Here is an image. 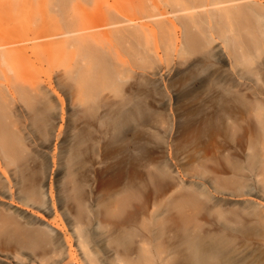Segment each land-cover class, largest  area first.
Wrapping results in <instances>:
<instances>
[{"label": "rangeland", "instance_id": "rangeland-1", "mask_svg": "<svg viewBox=\"0 0 264 264\" xmlns=\"http://www.w3.org/2000/svg\"><path fill=\"white\" fill-rule=\"evenodd\" d=\"M90 1L75 9L77 16H90L100 9L127 16L142 1L159 4L163 13L168 11L162 0ZM215 8L239 14L235 23L238 27H250L258 33L264 30V0H240ZM155 21L176 23L172 15H166L138 19L135 24L156 31ZM16 25L0 13L2 33L14 30ZM177 27V49H181L183 32ZM221 28L210 31L212 37L207 35L212 40L208 49L189 56L172 53L168 61L158 35L139 43L129 40L120 45L115 41L114 51L123 61L129 60V49L148 51L146 69L129 74L120 97L107 95L108 100L91 110L73 103L75 90L65 77L67 66H57L50 80L38 76L39 95L48 109L34 119L21 103L13 107L15 115L23 117L25 152L15 166L6 167L0 159V264H67L69 260L88 264L81 239L67 225L73 202L64 201L72 195L73 185L82 189L88 208L83 232L96 264H117L116 249L135 257L140 238L131 239L129 233L142 235L145 248H165L163 264H200L186 249L190 248L188 242L197 243L196 248H223L216 264H264V194L253 175L234 170V165L246 166L248 152L240 149L244 131L235 134L230 129L227 112L229 108L230 115L240 116L243 102H250L241 99V93H264V51L250 67L257 69V74L246 75L252 82L241 79L236 73L242 67L232 68L236 55L215 34ZM60 40L55 37L17 47L27 48L32 69H45L44 60L37 61L33 56L34 46ZM208 73L215 74L209 83L200 85ZM127 101H131L129 107L139 104L148 120L142 131L129 133L123 141L107 147L110 134L105 132L109 128L100 122L107 110L103 105L114 103L115 111ZM99 106L102 109L96 111ZM93 143L100 150L99 156L81 155L83 164L70 178L64 176L66 161ZM141 175L146 186L144 198L111 215L121 189L137 183ZM32 186L40 187L44 201L54 205L57 212L62 232L54 233L50 246H25L24 231L40 227L33 217L36 206L23 202L24 192ZM156 194L163 214L148 219L142 229L137 223V210ZM187 200H194L193 206L182 205Z\"/></svg>", "mask_w": 264, "mask_h": 264}, {"label": "bare ground", "instance_id": "bare-ground-1", "mask_svg": "<svg viewBox=\"0 0 264 264\" xmlns=\"http://www.w3.org/2000/svg\"><path fill=\"white\" fill-rule=\"evenodd\" d=\"M87 1L0 0V13L17 22L14 30L5 33L0 31V159L4 161L6 167L17 165L25 152L21 137L23 117L15 115L17 113L13 107L21 103L27 115L34 119L43 115L48 109V103L39 95V75L50 80L51 73L57 66H67L65 77L72 83L75 90L73 103L91 110L97 103L101 104L108 100L107 95H112L114 98L120 97L129 74L134 73V70L146 69L148 51L139 47L129 49L126 53L129 60L123 61L114 51L115 41L120 45L129 40L139 43L158 35L163 40L162 47L168 61L172 53L189 56L195 55L199 50L208 49L212 44L210 40L212 34L209 32L222 26L221 30L215 34L225 42L231 54L236 55L232 68L242 67V70L236 74L248 82L252 80L246 78V75L257 74V69L250 67L256 56L264 51V30L258 33L250 27H238L235 23L239 14L226 8H215L240 0H162L161 5L168 9L166 13L161 12V6L157 3L148 4L142 1L134 5L127 16H122L111 9L96 10L90 16L86 14L82 17L77 16L78 8L81 9L84 3L90 4L91 1L89 0L88 3ZM177 14L181 15L177 16ZM166 15H172L176 23L155 21L153 25L156 31L148 29L146 25L135 24L138 19L152 20ZM177 25L183 32L181 49H177ZM55 37H61V40L34 46V58L37 61L44 60L46 68L41 66L39 69L34 67L32 69L30 58L26 56L27 48L17 46ZM206 55L209 56L210 52H206ZM215 73H208L200 80V85L209 83ZM185 90L189 91L188 88ZM178 99L179 97L176 98ZM241 99H247L250 102H243L241 106L243 109H239V117H233L230 115L232 111L228 107V110L226 109L231 118L230 129L235 134L240 130L244 131L243 140L245 141L240 149L248 152L246 166L234 165V170L253 175L261 185L264 194V93H241ZM130 104L131 101L124 102L121 108L115 111L114 103L102 104L107 108L100 119L101 124L108 125L107 128H109L105 132L110 134L107 147L123 141L129 133L143 130L148 116L139 104L129 107ZM98 109H102V106L95 110ZM105 121L108 123L106 124ZM243 123L246 124L245 128L242 126ZM82 143L78 146H82ZM99 152V148L93 143L85 151L83 150V153L68 159L63 171L64 176L70 178L75 168L83 164L79 160L81 155L98 157ZM142 176L137 183L125 185L121 189L119 198L115 199L110 210L111 215L122 213L133 201L144 198L146 186ZM71 194L64 201V203L73 202L67 225L69 228L73 227L78 238L81 239L80 245L87 263L96 264V258L86 248L87 238L83 232V226L88 221V208L82 199V189L73 185ZM157 195L152 200H147L137 210V223L142 229L147 227L148 219L160 217L163 214L160 212V201ZM191 200H187L182 205L193 206L194 200ZM23 202L36 206L33 217L40 223V227L24 231L25 246L27 248L50 246L54 233L62 232L54 205L50 206L44 201L40 187L34 186L26 189ZM128 236L131 239L140 238L141 246L137 248L135 257L116 249L117 264H163L166 262L163 258L167 252L165 248H145L142 235L129 233ZM119 242L121 241L117 243L120 244ZM188 246L190 248L186 249L189 250L191 258L200 264H216L222 256L223 248H196L197 243L193 242H188ZM67 264H73V262L69 260Z\"/></svg>", "mask_w": 264, "mask_h": 264}]
</instances>
